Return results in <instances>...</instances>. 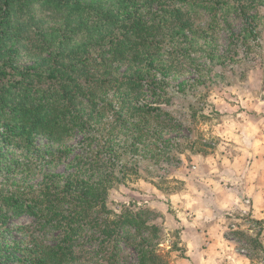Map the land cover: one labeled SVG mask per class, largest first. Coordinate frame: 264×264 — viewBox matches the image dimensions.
Segmentation results:
<instances>
[{"label":"trees","instance_id":"trees-1","mask_svg":"<svg viewBox=\"0 0 264 264\" xmlns=\"http://www.w3.org/2000/svg\"><path fill=\"white\" fill-rule=\"evenodd\" d=\"M263 6L264 0H0V148L42 135L54 144L51 160L71 153L66 173L34 189L0 190V222L31 227L22 220L29 218L44 230L28 233L18 261L125 264L118 240L133 227L125 240L134 254L128 264H165L150 210L122 205L116 212L109 189L135 166V155L154 142L169 144L162 137L172 125L162 108L174 96L169 80L192 68V84H200L211 65L235 60L236 48L259 37ZM219 37H227L223 49ZM10 160L0 149L7 178L15 168ZM92 241L93 249L81 244Z\"/></svg>","mask_w":264,"mask_h":264},{"label":"rangeland","instance_id":"rangeland-1","mask_svg":"<svg viewBox=\"0 0 264 264\" xmlns=\"http://www.w3.org/2000/svg\"><path fill=\"white\" fill-rule=\"evenodd\" d=\"M262 11L264 14V6ZM240 26L235 23V30ZM226 38L218 39L222 49ZM248 41L253 45L234 50L237 53L235 60L223 59L222 63L211 65L213 70L207 79L201 78L203 83L192 84V68L182 70L177 79L169 80L174 96L168 105H162L169 112L167 122L172 124L167 125L162 135L169 144L154 142L135 155V166L129 167L124 180L109 189L108 206L116 212L122 205L132 210H150L147 219L160 228L159 251L165 264H226L228 260L230 264H243L231 253L239 258H249L250 264H264V222H255L246 215H236L240 219L233 221L234 216L225 210H214L210 216L215 224L210 230L217 241L208 251L207 229L199 224L201 216H197L193 208V167L197 158H205L212 169L215 168L217 179L219 170L226 167L222 160L233 156L231 145H241L244 136L251 132L247 129L251 116H257V119L260 116L264 128V22L259 37ZM207 71L208 68L202 75ZM176 80L182 83L184 90H177ZM262 131L264 133V129ZM31 138L18 142L10 140L0 148L7 150L8 158L12 157L9 164L15 167L9 178L0 174V190L34 189L49 176L67 172L71 153L51 160L48 151L54 144L42 135ZM128 159L125 157L121 161ZM203 170L209 173L204 167ZM184 189L190 193L185 203V198H178V193ZM22 220L31 227L16 228V220L0 222V264H28L17 260L20 250L28 233L44 230L36 231L29 218ZM133 231V227H124L118 240L120 254L128 256L121 259L125 264L134 259L133 251L125 241ZM55 233L48 231L47 235L53 237ZM81 244L89 249L96 245L93 241ZM207 257L209 261L204 262Z\"/></svg>","mask_w":264,"mask_h":264},{"label":"crops","instance_id":"crops-1","mask_svg":"<svg viewBox=\"0 0 264 264\" xmlns=\"http://www.w3.org/2000/svg\"><path fill=\"white\" fill-rule=\"evenodd\" d=\"M251 117V123L247 129L253 131V134L251 132L246 134L244 139L239 141L241 145H231L233 156L222 160L226 167L219 170L217 179L215 168L212 169L211 164L206 162L205 158H197L198 162L194 163L193 208L196 215L201 216L199 224L207 229L205 234H208V251L217 241V238L213 236V231L210 230V227L215 224L210 216L214 210H225V213L234 217L246 215L255 222H264V133L262 131L264 128L260 123V116H258L259 119L257 116ZM235 152L237 153L234 154ZM203 167L209 173H206ZM188 196L190 193L185 189L178 193V198H185L184 203L187 202L186 197ZM238 216L233 217L232 220L240 219ZM199 236L202 235L199 234ZM189 244H191L190 241ZM231 256L237 258V262L250 264L247 257L239 258L232 253ZM208 261L209 257L205 258L204 262ZM226 264H230V261L228 260Z\"/></svg>","mask_w":264,"mask_h":264}]
</instances>
